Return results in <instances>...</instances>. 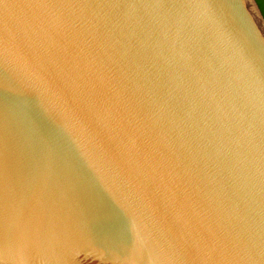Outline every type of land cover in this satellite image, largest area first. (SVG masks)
<instances>
[{"label": "water", "instance_id": "95a60500", "mask_svg": "<svg viewBox=\"0 0 264 264\" xmlns=\"http://www.w3.org/2000/svg\"><path fill=\"white\" fill-rule=\"evenodd\" d=\"M0 264H264L257 0H0Z\"/></svg>", "mask_w": 264, "mask_h": 264}, {"label": "trees", "instance_id": "16d2710c", "mask_svg": "<svg viewBox=\"0 0 264 264\" xmlns=\"http://www.w3.org/2000/svg\"><path fill=\"white\" fill-rule=\"evenodd\" d=\"M257 1H258L259 5H260V7L262 9L263 14H264V5H263L262 0H257Z\"/></svg>", "mask_w": 264, "mask_h": 264}, {"label": "flooded vegetation", "instance_id": "af4514ba", "mask_svg": "<svg viewBox=\"0 0 264 264\" xmlns=\"http://www.w3.org/2000/svg\"><path fill=\"white\" fill-rule=\"evenodd\" d=\"M262 2H263V5H264V0H262Z\"/></svg>", "mask_w": 264, "mask_h": 264}]
</instances>
